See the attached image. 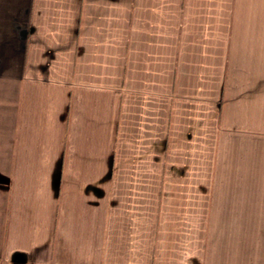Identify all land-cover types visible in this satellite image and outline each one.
Wrapping results in <instances>:
<instances>
[{"label": "crops", "instance_id": "crops-1", "mask_svg": "<svg viewBox=\"0 0 264 264\" xmlns=\"http://www.w3.org/2000/svg\"><path fill=\"white\" fill-rule=\"evenodd\" d=\"M0 264H264V0H0Z\"/></svg>", "mask_w": 264, "mask_h": 264}]
</instances>
